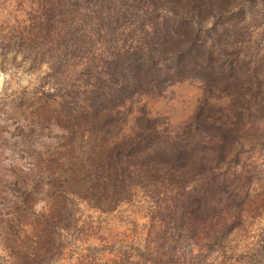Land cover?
Here are the masks:
<instances>
[{"label":"rangeland","instance_id":"obj_1","mask_svg":"<svg viewBox=\"0 0 264 264\" xmlns=\"http://www.w3.org/2000/svg\"><path fill=\"white\" fill-rule=\"evenodd\" d=\"M0 264H264V0H0Z\"/></svg>","mask_w":264,"mask_h":264},{"label":"trees","instance_id":"obj_2","mask_svg":"<svg viewBox=\"0 0 264 264\" xmlns=\"http://www.w3.org/2000/svg\"><path fill=\"white\" fill-rule=\"evenodd\" d=\"M135 76H140V75L135 74ZM137 78L138 77L128 78L130 80L129 82L131 83L132 86L140 84V79H137Z\"/></svg>","mask_w":264,"mask_h":264}]
</instances>
